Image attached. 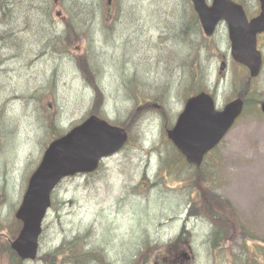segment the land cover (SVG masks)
I'll return each mask as SVG.
<instances>
[{
    "label": "rangeland",
    "instance_id": "rangeland-1",
    "mask_svg": "<svg viewBox=\"0 0 264 264\" xmlns=\"http://www.w3.org/2000/svg\"><path fill=\"white\" fill-rule=\"evenodd\" d=\"M181 1L66 3L71 10L85 4L93 12H112L120 19L114 37L100 31V20L97 34L81 22L75 33L62 32L64 8L54 6L46 22L34 0H13L12 14L0 16V55L6 58L0 62V264H20L7 246L20 233L15 215L48 145L58 132L98 115L97 107L111 123H123L118 126L131 139L94 175L62 183L38 259L21 264H50V252L75 238H82L85 250L104 253L98 264H264V117L257 113L264 68L251 85L255 104L191 173L167 136L185 100L219 82L221 108L240 95L249 77L228 52L203 53L204 68L197 69L188 49L159 47ZM52 32L62 36L55 40ZM221 55L228 63L223 77ZM214 225L220 250L209 244ZM183 228L189 235L178 241Z\"/></svg>",
    "mask_w": 264,
    "mask_h": 264
},
{
    "label": "water",
    "instance_id": "water-1",
    "mask_svg": "<svg viewBox=\"0 0 264 264\" xmlns=\"http://www.w3.org/2000/svg\"><path fill=\"white\" fill-rule=\"evenodd\" d=\"M192 1L208 35H212L219 21H226L234 60L249 69L251 78H257L263 65L258 36L264 34V0H260V16L252 21L242 6L231 0H215L212 9L206 7L205 0ZM224 70L222 66L221 72ZM243 110L244 101L237 99L217 111L212 97L202 93L187 102L175 127L168 132L169 139L189 164L201 168L206 155L221 144ZM128 141L124 128L91 116L49 145L16 213L22 230L11 242V248L23 261H36L40 254V238L52 207V194L62 181L96 172L104 159L119 153Z\"/></svg>",
    "mask_w": 264,
    "mask_h": 264
},
{
    "label": "flooded vegetation",
    "instance_id": "flooded-vegetation-1",
    "mask_svg": "<svg viewBox=\"0 0 264 264\" xmlns=\"http://www.w3.org/2000/svg\"><path fill=\"white\" fill-rule=\"evenodd\" d=\"M234 3L241 5L249 21L257 18L261 14V2L260 0H232ZM206 7L208 9H212L215 5V0H205ZM176 15V16H175ZM102 16L99 20L103 21L101 25L102 28H99L100 31L106 33V36L114 37L116 26H120V19L114 18V14L112 12H107L105 14H101ZM171 16V15H170ZM175 16L174 19L176 23L170 27H164L159 36V44L162 49L166 48L169 44L172 45L170 47H174L177 49H188L191 51L192 56L194 57V66L195 68L203 69L204 66L201 63L202 54L208 53H220L224 51V53H230L229 58L233 63L237 64L232 56V44L229 38V27L228 24L223 20L217 23V26L212 33V35H208L202 23L200 14L196 8L195 3L192 0H182L177 4V12L173 14ZM169 20V16L167 17ZM97 23H90V27H97ZM151 36L148 37V42H150ZM258 48L263 53V68H264V34H260L258 36ZM210 57V55H207ZM181 61V57L179 56ZM219 66L224 67L225 70L221 77L226 74V70L228 68V63L225 56H220L218 60ZM179 67L181 68V62H179ZM209 81V79H206ZM218 84H214V87L209 88V93L213 96V99L218 104V98L216 92H218L219 88ZM246 102V99H245ZM227 104V103H226ZM225 104V105H226ZM224 106V105H223ZM219 107V105H218ZM222 107V106H221ZM220 109V108H219Z\"/></svg>",
    "mask_w": 264,
    "mask_h": 264
},
{
    "label": "trees",
    "instance_id": "trees-1",
    "mask_svg": "<svg viewBox=\"0 0 264 264\" xmlns=\"http://www.w3.org/2000/svg\"><path fill=\"white\" fill-rule=\"evenodd\" d=\"M19 1L23 2V0H19ZM34 1L36 3H38L39 10H41L40 13H42V15L47 18V19H45L46 22L50 20V16L52 15L51 13H53L54 6H56L55 8H57L59 6L64 8V10L67 12V16L65 19H63L64 24L66 26L64 25L65 27L62 30V32L64 31L66 33H67V31L75 33L76 30L78 29L77 25L79 26L80 22L83 25L89 26L90 23H96L102 17L101 16L100 18H98L101 14L99 12H93V10L89 9L88 5H85V4H83V6H80L77 8L74 7L72 10L69 9L68 5L66 4L69 0H55V1H52V0H34ZM58 1H61V3H57ZM73 1H76V0H73ZM71 2H72V0H70V3ZM13 3H14L13 0H0V16L12 14L13 10L11 9V6L13 5ZM69 13H71L72 17L68 16ZM84 18H86L85 19L86 21H84ZM96 18H98V19H96ZM54 29L57 31V29L55 27H54ZM94 34H97V32H95V26H94ZM51 36L53 38L54 37L59 38L62 35L60 33V34H54V36H53V32H52L51 34H49V37H51ZM89 36H91V35H89ZM0 46H1V40H0ZM251 94H252L251 85L248 83L244 86L243 91L239 95L242 98L246 99V105H247L246 108L249 105L255 104V101L252 100V98H250ZM97 109H98V107L96 108L95 114H98L99 116L105 118L103 109H101V110L100 109L97 110ZM257 113L261 116L260 112H257ZM114 124L115 125H123V123H119V122H115ZM58 130L59 129L56 128V131H58ZM64 134H65V132L60 131L54 136V139H57V138L63 136ZM172 150H173V155L179 156V158L182 159L180 161L184 164L185 167L190 169L191 173L199 172L198 169H195V167L188 166L183 161L184 160L183 157L180 155V153L175 148H172ZM212 228H213L212 230H214V232H213L211 238H209V244H210L211 248L214 250L223 249L222 245L220 244L222 242V239H221V232L219 231V227L214 225V226H212ZM186 234L189 235V232H188L187 228H183L182 234L179 237L178 241H182V239L185 238L184 236ZM0 236H2V235H0ZM7 248H9L10 254L14 255V263L20 262V264H21L22 261L16 256V254L13 251H11V248L9 245L7 246ZM85 248L86 247H85L84 242L82 241V238L79 240H76V238H75L74 240L69 241V243L67 242V240H64L63 243L59 247H57L55 250L50 252V254L53 258L52 262L50 264H98V263H101L104 261L105 256H104V253L102 251L98 250L97 248L94 250H85ZM190 248L193 249L192 245H190ZM257 257H260L259 252H257ZM147 264H152V261L151 260L148 261ZM153 264H154V262H153Z\"/></svg>",
    "mask_w": 264,
    "mask_h": 264
},
{
    "label": "bare ground",
    "instance_id": "bare-ground-1",
    "mask_svg": "<svg viewBox=\"0 0 264 264\" xmlns=\"http://www.w3.org/2000/svg\"><path fill=\"white\" fill-rule=\"evenodd\" d=\"M3 40V35H2V38H1V41ZM6 58H4V55H0V62H2V60H5Z\"/></svg>",
    "mask_w": 264,
    "mask_h": 264
}]
</instances>
